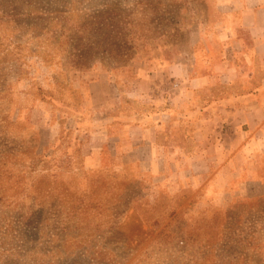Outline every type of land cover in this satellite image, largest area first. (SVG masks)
Wrapping results in <instances>:
<instances>
[{
  "label": "rangeland",
  "instance_id": "374dc122",
  "mask_svg": "<svg viewBox=\"0 0 264 264\" xmlns=\"http://www.w3.org/2000/svg\"><path fill=\"white\" fill-rule=\"evenodd\" d=\"M242 4L0 0V264H264V185L222 175L237 133L153 128L188 79L168 65L239 68Z\"/></svg>",
  "mask_w": 264,
  "mask_h": 264
},
{
  "label": "crops",
  "instance_id": "0c3cea01",
  "mask_svg": "<svg viewBox=\"0 0 264 264\" xmlns=\"http://www.w3.org/2000/svg\"><path fill=\"white\" fill-rule=\"evenodd\" d=\"M244 3L236 17L235 15L231 16L233 23L240 25L245 30L246 37L250 38V42L240 45L241 63L239 68L234 70L233 74H225L224 78L218 76V70L229 65L228 56H225V59L222 56V59L207 74L195 76L188 75L189 73L186 69L184 70V66L168 65V70L177 68L181 77L187 75L188 79L184 88H180L178 92L179 100L176 105L171 102L174 100L169 102L167 99L169 105L172 106V111L165 113L168 119L161 120L160 123L156 122L153 128L154 131H158V129L161 131L169 130L170 119L174 117L188 121L190 114L195 116L200 113L205 115L207 113L209 116H214V120L210 117L208 123L210 125L211 122H215L214 124L222 126L225 132L223 138L225 142L222 144L226 147L232 146V143L226 142L227 135L235 131L238 135L235 146L240 147L242 153L241 169L234 173L224 170L222 175L228 176L227 180L236 178L240 180L257 179L264 185V181L260 179L262 176H258L256 173L264 164V6L257 7L255 6L256 3L246 4L245 0ZM145 77L148 79L150 76ZM136 82L135 85L138 88H134L132 91L136 96H139L141 91H153L154 85H151V80H147L144 88L143 86L139 87L143 85L142 82ZM203 95H207L209 100L207 110L201 103L200 96ZM182 96L184 97L181 99ZM207 99L204 102H207ZM201 109L203 112L200 111ZM190 124L194 125V132H199L198 121L192 120ZM210 139L211 141H209ZM213 141V134L208 133L204 135L203 142L199 137L195 138L194 144L197 147L207 143L212 145ZM148 143L152 147L156 146L155 138L148 139ZM239 156L235 153L225 161L229 163Z\"/></svg>",
  "mask_w": 264,
  "mask_h": 264
},
{
  "label": "trees",
  "instance_id": "16d2710c",
  "mask_svg": "<svg viewBox=\"0 0 264 264\" xmlns=\"http://www.w3.org/2000/svg\"><path fill=\"white\" fill-rule=\"evenodd\" d=\"M79 56H81V53H79Z\"/></svg>",
  "mask_w": 264,
  "mask_h": 264
}]
</instances>
